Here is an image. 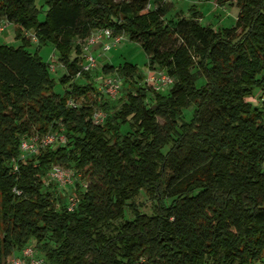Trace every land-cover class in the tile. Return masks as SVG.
Instances as JSON below:
<instances>
[{
    "label": "trees",
    "instance_id": "trees-1",
    "mask_svg": "<svg viewBox=\"0 0 264 264\" xmlns=\"http://www.w3.org/2000/svg\"><path fill=\"white\" fill-rule=\"evenodd\" d=\"M43 1L48 9L39 21L35 0H0V18L22 40L0 43V264L32 240L45 264L259 263L264 0H216L238 6L229 28L201 25L193 7L191 16L165 22L170 2L162 0ZM102 28L137 42L149 70L173 83L155 90L134 64L104 63L95 73L120 75L128 90L114 100L96 90L81 69V46ZM25 31L56 50L63 95L53 91L38 50L26 49ZM255 89L258 105L248 99ZM187 107L191 114L181 119ZM94 110L104 113L101 123ZM60 128L64 145L18 160L22 138ZM53 165L86 178L84 189L75 183L80 200L71 211L42 182ZM140 192L153 200L149 214L132 202ZM126 207L133 217L103 231Z\"/></svg>",
    "mask_w": 264,
    "mask_h": 264
},
{
    "label": "rangeland",
    "instance_id": "rangeland-1",
    "mask_svg": "<svg viewBox=\"0 0 264 264\" xmlns=\"http://www.w3.org/2000/svg\"><path fill=\"white\" fill-rule=\"evenodd\" d=\"M36 5L39 8V12L37 15V18L39 21L44 20L45 15L47 13L48 5L44 3L43 0H35ZM170 4V11L163 17V20L165 22L169 20H176L180 17H189L191 16V10L190 8L193 7L195 10H197L200 13L199 23L201 25L210 26L212 28H229L232 27L235 23L237 14H238V6L234 3V1H226L222 4H218L216 0H172ZM3 21V18H0V22ZM97 32V31H96ZM25 36L30 38V45L26 47L27 50L30 52H35L38 50V55L41 57V59L49 64V72L51 76L54 78V85H53V91L55 93H58L60 95H63L64 93V86L60 81V77L62 74H64V68L58 59L56 50L50 43H45L41 45H37L36 39L33 37L31 31H25ZM95 34V33H94ZM101 41H103L101 39ZM106 42V39L104 40ZM0 43L17 47L22 44V40L18 37H16L15 28L12 24H6L4 27V30L0 32ZM84 44V42H83ZM99 45V46H98ZM101 43L97 44V51L96 54L101 59L99 60V66L101 67L104 63L118 66L123 63H131L136 66L137 75L142 76L143 80H146V84L154 88L155 90H166L169 86L159 87L155 84V81L153 80L155 73L153 71L149 70L147 66V58L142 50L141 46L137 42L130 41L127 36L122 35L121 38L116 42H111V47L108 51L105 53H102L101 50ZM96 46V45H95ZM108 59V60H106ZM50 66H53V70L50 68ZM157 72V71H156ZM90 79L93 83V86L98 89V87L102 84L103 76L102 74L98 75L95 72H89ZM116 76L121 80V89L119 94H117V97L122 96L125 90H128V88L125 86V81L123 80V77L116 74ZM136 78V77H135ZM84 82V80H79V83ZM202 82L201 79L198 80V85ZM130 87V85H127ZM96 89V90H97ZM260 90L255 89L253 91L252 96H250L248 99L252 104L258 105L260 103L259 96H260ZM94 92H91L89 94L90 98L94 97ZM102 111V110H99ZM192 111V107H187L183 110V114L181 119H186ZM179 119L178 122L181 120ZM159 123H161V120H158ZM124 132V130H123ZM57 145V144H55ZM170 146V143H167L162 150H166ZM57 167L60 168L61 171V178H59L61 181H67V176L72 177V172L68 170V168L59 166V165H53L52 168ZM50 173L46 174L42 178V182L44 184H47L50 187H55L56 190H60L59 188H63L62 183L57 181V177L51 175ZM64 177V178H63ZM75 179L74 182H87L85 176H83L82 172H76V175L73 176ZM72 177V178H73ZM77 187L75 189L70 188V192H76ZM69 192V193H70ZM76 194V193H75ZM59 198L65 197L67 195L66 192L62 193V191H58L56 194ZM133 204L136 209H138L141 212L144 213H151V208L153 205V200L149 198L146 194L143 192H140L136 198L133 199ZM133 217V212L131 208L126 207L124 216L122 220H114L111 222L110 227L103 230L106 233H112L113 227L119 225V223L125 219H131ZM33 241V240H32ZM32 244H36L35 241H33ZM10 259V258H9ZM8 259V262H9ZM258 264V263H257Z\"/></svg>",
    "mask_w": 264,
    "mask_h": 264
},
{
    "label": "built area",
    "instance_id": "built-area-1",
    "mask_svg": "<svg viewBox=\"0 0 264 264\" xmlns=\"http://www.w3.org/2000/svg\"><path fill=\"white\" fill-rule=\"evenodd\" d=\"M163 2H172V0H162ZM8 24L6 21L0 22V32L4 30L5 25ZM95 33V34H94ZM91 34L81 46V52L83 57V62L81 63V69L86 72H96L100 69L98 56L93 55L89 48L92 44L101 43L102 53H105L111 47V42L116 43L121 36H112L111 31L108 28H102L97 30ZM35 38V36H33ZM36 39V38H35ZM101 39L103 41H101ZM108 39V41H104ZM53 70V66H50ZM155 76L153 80L158 87L169 86L173 83V78L169 75L165 74L162 71H153ZM78 75V74H76ZM146 81V80H145ZM121 89V80L116 76V73H108L103 76L102 84L98 87V91L105 94L111 100L117 99V94H119ZM67 104L69 106H75L73 100H68ZM94 123H101L104 118V113L99 110H94L91 115ZM65 137L62 133V129L57 130H48L43 134H32L26 138H22L19 143V156L18 160H25L27 157L37 154L40 150H44L46 148L55 147L58 145H64ZM57 144V145H55ZM16 169V165L14 166V170ZM51 175L57 177V181L62 183L63 188H59V192H66L65 189L73 188L75 189L76 184L73 179H75L72 173L71 176H67V181H61V171L60 168L54 167L51 169ZM50 173V172H49ZM64 178V177H63ZM47 185V184H46ZM80 187L84 189L85 183L80 182ZM14 191L18 193L15 189ZM76 192H70L64 198L66 200L65 206L67 211L73 210V208L77 205L80 200L79 194H75ZM56 208L59 207L58 203H55ZM33 241H30L26 246H24L19 251H16L9 259L8 264H45L43 257L40 256V253L36 249L35 244H32ZM134 264H148L144 259H139ZM258 264H264V258L260 260Z\"/></svg>",
    "mask_w": 264,
    "mask_h": 264
},
{
    "label": "crops",
    "instance_id": "crops-1",
    "mask_svg": "<svg viewBox=\"0 0 264 264\" xmlns=\"http://www.w3.org/2000/svg\"><path fill=\"white\" fill-rule=\"evenodd\" d=\"M183 1H185V0H183ZM106 41H108V39H106ZM99 44H100V42H98ZM98 43H95V44H92L91 45V47L89 48V50H90V52L93 54V55H95V56H98L97 54H96V51H97V44ZM96 45V46H95ZM99 46V45H98ZM101 46V45H100ZM98 59L99 60H101L99 57H98ZM106 60H108V59H106Z\"/></svg>",
    "mask_w": 264,
    "mask_h": 264
}]
</instances>
